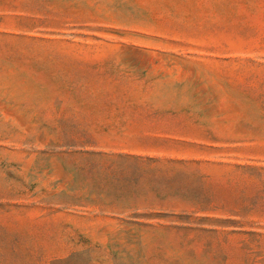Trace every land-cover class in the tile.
I'll return each mask as SVG.
<instances>
[{
  "label": "rangeland",
  "instance_id": "374dc122",
  "mask_svg": "<svg viewBox=\"0 0 264 264\" xmlns=\"http://www.w3.org/2000/svg\"><path fill=\"white\" fill-rule=\"evenodd\" d=\"M0 264H264V0H0Z\"/></svg>",
  "mask_w": 264,
  "mask_h": 264
}]
</instances>
